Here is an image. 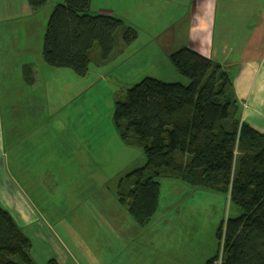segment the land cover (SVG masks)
<instances>
[{
  "label": "rangeland",
  "instance_id": "obj_1",
  "mask_svg": "<svg viewBox=\"0 0 264 264\" xmlns=\"http://www.w3.org/2000/svg\"><path fill=\"white\" fill-rule=\"evenodd\" d=\"M142 1L92 0L90 13L110 10L136 31V40L102 65L94 46L83 77L50 66L45 75L39 68L28 110L10 117L16 125L11 140L48 145L43 159L48 163L38 169L44 172L26 184V193L34 211L54 223L55 237L94 242L109 264H205L216 254L219 225L240 214L227 196L161 179L157 209L143 226L119 202L122 181L146 159L142 149L121 140L113 120L115 103L145 78L188 84L154 46V37L168 24L163 13L168 2L152 0L153 7L162 4L156 12L146 3L137 6ZM56 3L50 0L43 9ZM138 7L145 10L141 16ZM42 17L44 11L38 14ZM50 207L59 210L49 213Z\"/></svg>",
  "mask_w": 264,
  "mask_h": 264
},
{
  "label": "trees",
  "instance_id": "obj_2",
  "mask_svg": "<svg viewBox=\"0 0 264 264\" xmlns=\"http://www.w3.org/2000/svg\"><path fill=\"white\" fill-rule=\"evenodd\" d=\"M50 0H27L33 12ZM91 0H57L42 40V60L83 77L97 46V65L136 40V31L106 14H90ZM188 84L145 78L115 103L121 140L142 149L146 162L120 185L119 202L140 226L157 209L161 179L227 196L240 214L222 222L216 254L205 264H264V134L239 121L224 71L190 48L168 55ZM30 243L0 208V264H35ZM48 264H56L50 260Z\"/></svg>",
  "mask_w": 264,
  "mask_h": 264
},
{
  "label": "crops",
  "instance_id": "obj_3",
  "mask_svg": "<svg viewBox=\"0 0 264 264\" xmlns=\"http://www.w3.org/2000/svg\"><path fill=\"white\" fill-rule=\"evenodd\" d=\"M160 1L168 2L163 9L168 24L154 37L156 52L168 57L187 47L219 66L231 83L239 121L264 134V0ZM145 3L153 7L152 0L137 6ZM45 10L33 12L27 0H0V208L28 239L35 264H109L98 244L55 237L54 223L29 205L26 184L44 172L38 169L48 163L43 160L48 145H17L11 140L16 125L10 117L28 110L29 96L39 85V68L45 75L51 72L41 56L51 9ZM41 11L44 17L38 18ZM144 11L136 8L140 16ZM94 14L114 15L103 7Z\"/></svg>",
  "mask_w": 264,
  "mask_h": 264
},
{
  "label": "built area",
  "instance_id": "obj_4",
  "mask_svg": "<svg viewBox=\"0 0 264 264\" xmlns=\"http://www.w3.org/2000/svg\"><path fill=\"white\" fill-rule=\"evenodd\" d=\"M221 253H220V255H219V257H218V259H217V261L215 262V264H220L221 263Z\"/></svg>",
  "mask_w": 264,
  "mask_h": 264
}]
</instances>
